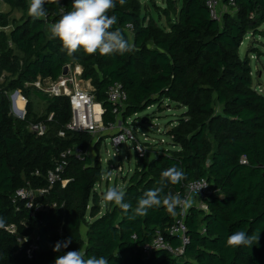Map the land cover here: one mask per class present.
I'll list each match as a JSON object with an SVG mask.
<instances>
[{
  "label": "trees",
  "instance_id": "1",
  "mask_svg": "<svg viewBox=\"0 0 264 264\" xmlns=\"http://www.w3.org/2000/svg\"><path fill=\"white\" fill-rule=\"evenodd\" d=\"M3 2L24 14L11 24L0 12V24L11 27L9 33L0 31V68L18 72L8 88L0 89V264H54L58 255L78 249L86 258L105 256L109 264H264V94L253 85L249 55L240 53L246 36L259 32L264 23V0H236L235 6L223 0L226 11L218 19L211 16L208 0H164L165 6L156 9L166 25L141 0L123 5L116 0L109 12L117 17L113 29L119 28L134 50L111 56L81 50L73 57L58 39L49 38V26L60 18L63 5L71 10L72 0L45 3L48 15L38 20L27 14L29 0ZM76 65L83 68L82 79L90 82L96 102L104 106L105 125L118 120L108 99L116 83L128 95L121 116L126 123L166 100L186 108L168 131L172 148L152 158L137 153V168L123 190L124 201L135 208L145 191L161 187V173L169 167L183 170L185 179L167 183L163 194L182 198L189 181L209 180L207 209L191 206L187 211L184 253H144V244L158 232L175 247L183 245L167 231L182 210L178 207L172 215L161 206L129 219L131 212L106 202V191L99 193L103 167L87 153L69 158L62 174L69 180L65 186L57 182L50 187L47 176L61 153L75 146L86 151L90 133L67 130L72 118L68 97H50L36 87L49 107L45 116L34 119L28 84L39 78L57 80L65 66ZM16 90L28 98L25 119L11 113L10 94ZM34 122L47 126L45 135L28 128ZM61 130L65 137L59 136ZM43 188L48 192L38 193L32 207L29 198L17 194ZM237 230L260 233L258 243L227 246V237ZM68 240L67 248L53 251Z\"/></svg>",
  "mask_w": 264,
  "mask_h": 264
},
{
  "label": "clouds",
  "instance_id": "2",
  "mask_svg": "<svg viewBox=\"0 0 264 264\" xmlns=\"http://www.w3.org/2000/svg\"><path fill=\"white\" fill-rule=\"evenodd\" d=\"M45 3L60 4V0H29L27 14L34 20L46 18L48 13L44 7ZM124 3L125 0H119L120 5ZM115 7L116 0H73L71 10L65 12L62 9L60 18L49 26V38L58 39L62 50L69 57H73L81 50L88 55L99 53L108 56L132 52L134 45L125 38L119 28L113 29L117 23V17L109 15V12ZM128 27H131L130 23ZM184 179V171L176 166L162 171L161 187L145 191L138 199L135 208L124 201L125 192L119 187L108 188L103 194V199L114 203L125 214L131 212L128 218L133 220L146 216L149 209L161 206H164L172 215H176L178 207L185 211L190 208L192 199L190 197L181 198L178 194H163V188L167 183L178 184ZM259 235L260 233L253 232L249 235L243 230H237L227 237L226 244L232 248L242 246L251 248L258 243ZM69 243L71 240L63 244L58 242L53 247V251L59 252L61 247L67 248ZM54 264H109V261L105 256L93 255L86 258L85 253L78 249L58 255Z\"/></svg>",
  "mask_w": 264,
  "mask_h": 264
},
{
  "label": "rangeland",
  "instance_id": "3",
  "mask_svg": "<svg viewBox=\"0 0 264 264\" xmlns=\"http://www.w3.org/2000/svg\"><path fill=\"white\" fill-rule=\"evenodd\" d=\"M164 3V0H141L142 6L158 19L161 25H166L167 22L164 16L159 18L156 5L164 7ZM225 11L226 7L222 5L220 13L223 14ZM0 12L7 14L11 24L15 20H21L24 14L22 9L11 8L5 2H0ZM10 29L11 27H4L0 24V31L9 33ZM259 29V32L254 34L249 33L246 36L241 46L240 53L242 57L249 55L253 69V85L260 93L264 94V23ZM18 57V63L21 65L22 55L20 54ZM17 77V71L0 68V89L8 88L10 82ZM78 85L86 91L92 92L93 90L89 81L80 79ZM28 87H31L32 91L29 98L33 110V118L37 119L45 116L48 112L49 102L43 100L35 93V86H33V84H28ZM43 87L44 89L47 88V83H44ZM44 94H46V92H44ZM12 108L13 99H11V113L13 114ZM185 111V107H181L175 102L166 100L160 105L155 104L138 115L132 116L128 119L127 123L124 121V117L120 116L118 121L122 122L126 128L131 129L136 134L138 142L129 139L119 148V151H117L112 142V136L119 130V125L111 130L90 134V141L87 142L86 153L95 159V162L99 160L97 163H101L103 167V180L98 187L99 193L107 191L110 187H119L121 190L125 189L129 183L130 176L134 174L137 168V144L140 143L144 145L146 148L145 155L151 158L156 156L161 149H171L172 144L168 131L175 125L171 123L179 119ZM26 191L31 201L38 196L37 190L26 189ZM85 229L86 227L83 226L82 230L85 231ZM22 241L23 239H20V242Z\"/></svg>",
  "mask_w": 264,
  "mask_h": 264
},
{
  "label": "built area",
  "instance_id": "4",
  "mask_svg": "<svg viewBox=\"0 0 264 264\" xmlns=\"http://www.w3.org/2000/svg\"><path fill=\"white\" fill-rule=\"evenodd\" d=\"M73 1V0H72ZM3 2V0H0ZM223 0H208L207 4L210 9L211 16L214 18H220V9ZM229 4L232 6L236 5V0H229ZM68 11L63 5L60 12ZM83 68L80 65L74 67L69 66L68 75L63 76V74L57 80H42L39 78L33 85L46 92L50 97L66 96L69 98L72 106V118L67 124V130L74 132H87L94 134L97 132H104L116 128L118 125V131L112 136V142L116 147L117 151L123 146L125 142L129 139L138 142L136 134L131 130L126 128L122 122L118 121L116 123L105 125L103 122V114L105 112L102 103L96 102L93 94L89 91L80 88L78 81L82 79ZM47 83V88L44 89L43 85ZM10 98L13 99L12 112L15 117L19 119H25L27 115V105L28 98L21 90H16L10 94ZM109 101L114 105L113 113L117 115V118L122 116V110L126 108L128 95L122 86L118 83L113 85L108 93ZM97 106L100 110H97ZM53 114L50 115V119ZM30 130L35 132L38 136H43L47 132V126L43 122H34L30 125ZM59 136L65 137L66 131L61 130ZM137 153L143 157L146 154V148L142 144H137ZM86 151L81 146H75L69 148L61 153L59 160L57 161L56 167L50 170L47 176L48 183L51 186L57 182H62L63 186L68 183V179H63L62 174L65 168L69 164V158L72 156L84 157ZM241 162L246 163L247 160L243 157ZM36 174H40L37 170ZM206 186V187H204ZM204 187V188H202ZM201 188V189H200ZM200 189V190H199ZM199 191V192H198ZM211 186L207 178H199L189 181L185 186V194L182 198L190 197L192 199V206L199 209H207L205 204L206 197L210 194ZM39 194H45L48 189H38ZM198 193V194H197ZM18 196L22 198H29L26 189H20L17 192ZM28 207H32V201L28 202ZM189 209V208H188ZM188 209L182 210L180 217L176 218L175 222L170 225L167 229L170 235L176 236L181 240L182 246L175 247L171 241L167 240L161 232H158L152 241L147 242L143 246L144 253L149 254L153 250L166 249L170 252L178 255L184 253L185 245L188 243L189 238L187 236V227L185 223V218ZM136 238V236H134Z\"/></svg>",
  "mask_w": 264,
  "mask_h": 264
},
{
  "label": "water",
  "instance_id": "5",
  "mask_svg": "<svg viewBox=\"0 0 264 264\" xmlns=\"http://www.w3.org/2000/svg\"><path fill=\"white\" fill-rule=\"evenodd\" d=\"M68 72H69V66H65L63 70V76L68 75Z\"/></svg>",
  "mask_w": 264,
  "mask_h": 264
},
{
  "label": "bare ground",
  "instance_id": "6",
  "mask_svg": "<svg viewBox=\"0 0 264 264\" xmlns=\"http://www.w3.org/2000/svg\"><path fill=\"white\" fill-rule=\"evenodd\" d=\"M97 110H100V107L99 106H97Z\"/></svg>",
  "mask_w": 264,
  "mask_h": 264
}]
</instances>
